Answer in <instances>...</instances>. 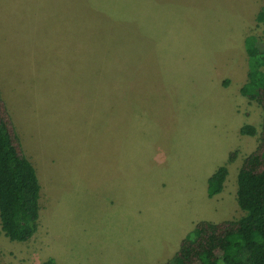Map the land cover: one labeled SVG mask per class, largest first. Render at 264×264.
I'll use <instances>...</instances> for the list:
<instances>
[{
	"label": "rangeland",
	"instance_id": "1",
	"mask_svg": "<svg viewBox=\"0 0 264 264\" xmlns=\"http://www.w3.org/2000/svg\"><path fill=\"white\" fill-rule=\"evenodd\" d=\"M261 11L262 0H0V93L40 184L36 233L19 243L0 228V262L166 264L196 223L243 217L236 179L258 136L239 130L259 133L262 112L239 90L244 39L264 46Z\"/></svg>",
	"mask_w": 264,
	"mask_h": 264
},
{
	"label": "trees",
	"instance_id": "2",
	"mask_svg": "<svg viewBox=\"0 0 264 264\" xmlns=\"http://www.w3.org/2000/svg\"><path fill=\"white\" fill-rule=\"evenodd\" d=\"M257 20L264 23V12ZM244 49L248 70L240 95L256 103L262 112L259 133L252 125L239 130L242 136H258L255 149L243 159L236 179L235 198L245 215L238 220L196 223L166 264H264V46L256 36L249 35L244 39ZM235 156L231 153L228 160L233 161ZM227 176V168L221 166L208 178L209 198L222 192ZM39 199L36 171L24 153L0 93V228L6 238L24 243L34 236ZM43 264L55 262L48 259Z\"/></svg>",
	"mask_w": 264,
	"mask_h": 264
},
{
	"label": "crops",
	"instance_id": "3",
	"mask_svg": "<svg viewBox=\"0 0 264 264\" xmlns=\"http://www.w3.org/2000/svg\"><path fill=\"white\" fill-rule=\"evenodd\" d=\"M0 28H4V27H0ZM122 174H123V180L125 181V172H122ZM128 184H129V179H128ZM54 262H56V261H54Z\"/></svg>",
	"mask_w": 264,
	"mask_h": 264
}]
</instances>
